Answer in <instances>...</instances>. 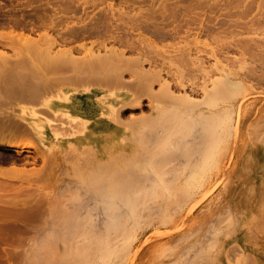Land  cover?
I'll list each match as a JSON object with an SVG mask.
<instances>
[{"label": "rangeland", "instance_id": "1", "mask_svg": "<svg viewBox=\"0 0 264 264\" xmlns=\"http://www.w3.org/2000/svg\"><path fill=\"white\" fill-rule=\"evenodd\" d=\"M125 1L20 0L21 4L19 0H0V16L7 22L0 25V32H10L6 40V47L2 48L0 46V49H5L12 61L13 59L15 61L19 56H25L24 58L26 59V54L29 53L27 52L28 50L25 49V40L22 39L26 36V38H29L28 40L34 39L33 41L36 40L37 42L41 40V43L45 42V39L46 41L51 39L54 42L53 50L55 53H58V51L62 49L63 51L68 49L67 52H70L69 55L79 59L78 61L81 63L82 59H85L83 56H86V54H84L86 48H90L92 43H94L93 46H95V49H98L101 53H104L105 49L111 47H115L119 50L125 49L127 50L125 56L128 55L131 59L140 56L139 58L136 57L138 61L144 57L143 54L145 53L147 57L142 59L143 65L141 64L142 60H140L141 62L139 61L141 66L149 70L151 69L153 73L158 70L157 73L164 75L166 80L170 83L174 94L177 96L187 94L188 99L189 97L191 98L189 101L202 100L204 98V92L200 84L205 81V77H207L210 72L209 75H214V77H219L221 75L219 70L214 67V62L219 58V60L221 59V64L228 63L231 65L230 75L232 78L236 79L241 77V79L232 86L230 94L226 95L223 100H220L221 103L224 104L223 107L235 109V115H238V117H244L247 110H253V113L249 115L250 117H247L245 123L242 122L240 124L242 125L241 128L240 126L237 128V125L236 129L231 131L229 137L221 139L218 143L220 149L229 146L231 150L233 170L227 184L216 188L210 187L204 189L200 191L196 199L188 201V199L185 200L186 197L184 196L185 193L183 188L176 191L172 189L168 191L164 183L159 181L156 193L153 194V196H145L143 200L145 204H142V202L140 203L139 206L142 209L138 220L136 222L134 220H129L126 229L114 232V236L110 237L113 239L112 243L118 248L123 244L124 240L128 238H125L128 236L126 233L130 235L131 231L128 242L129 246H127L128 252L123 255L120 254L119 258L116 255H112L110 263L264 264V52L260 53V51H264V0H177V2H175L176 0H168L171 1V5L167 0V3L165 0H163V2L162 0H145L146 3L144 0H129L133 5L128 2L125 4ZM152 1L155 3L157 2L155 6ZM17 3H19V5ZM163 3L164 5H162ZM165 3L170 6L177 3V6H174L175 8L172 7V12L170 6L166 5V7H170L169 9L164 8ZM58 4H60L59 8H57ZM135 5H137V7H134ZM157 5H161L159 8L160 11H162H158V15L160 13L163 14L164 11L167 14L169 11L170 14L173 13L172 15L169 14L171 18L168 17V14L165 17L172 21L174 15L176 21H174V19L170 22L171 24L167 23V21L170 20L166 18L167 21H165V17H163L165 13L163 16L162 14L159 15L161 17L158 16L162 20L156 17L157 14L155 15V12L157 9L159 10ZM233 6L235 7L233 8ZM140 7H143V10L141 9L143 12L140 10ZM152 7H156L155 10L153 9L155 12L150 10ZM148 8L150 9L146 10ZM163 9H167L168 11ZM118 10H122V13ZM177 10H179V13ZM228 10L230 11L229 13ZM235 10H241L242 13L240 14L237 12V14H235ZM128 11L131 13L136 12L135 14L132 13L136 18L139 13L140 17L138 18L140 19L141 16H145L144 18H146L144 11H149V14L152 12L151 14L154 15L150 16L148 14V16L157 18L155 20L158 21H154V18H151L150 21L153 19V22H155L159 28L161 26L158 25V23L163 25V23L166 22L164 24V28L165 26L166 28L156 29L155 27L157 26L154 24V27L153 23H151V28L147 25L139 27L140 29L138 28L136 30V26L132 27L130 26L131 23H128L129 19L127 18L131 15ZM224 11H227L225 12L226 14ZM232 11H234V14L230 16L229 14L233 13ZM119 12L120 14H118ZM175 12L179 15L174 14ZM116 14L119 15L120 18ZM254 15H259L260 17V19L259 17H257L258 19L256 18V22L254 21L256 17H254ZM9 16L12 17L9 18ZM20 16L22 19L21 21L19 19ZM121 16L125 20L121 19ZM134 16L131 15V19L137 20ZM211 16L213 17V22H209V20L212 19ZM15 17V20L18 22L14 21ZM110 17L113 18L111 19ZM116 17L118 19H116ZM196 18L200 20L203 18L201 20L202 22ZM250 18L253 20H250ZM10 19H13V21ZM230 19H234V24H236L235 27L233 21L231 22L233 25H230ZM126 20H128V22ZM159 20L163 22L161 23ZM248 20H250V22ZM94 21L98 24V21H100V26L94 24ZM236 21H248V23L244 22L242 24V22L238 23ZM259 22H262L260 23L261 26L259 25L256 30V26ZM178 23L181 24V27ZM252 23L257 25L252 26ZM16 24L19 25L17 26ZM85 24H87L88 27ZM107 24H111V28L107 26ZM83 25L87 27L86 30H84L86 27L84 29L82 28L84 27ZM114 25H117L115 27L118 28V30L113 27ZM174 25H177L175 27L178 32H176L177 35L175 34L176 30L173 28ZM178 25L179 28H177ZM195 25L198 27L197 29ZM220 25H223L225 29ZM237 25L238 27H236ZM245 25H247V28H245ZM213 26L214 29H212ZM218 26L219 28H217ZM251 26H255L254 29L251 28ZM104 27L108 30L110 29L109 31L107 30V32L110 34L109 38L111 39L107 38L108 34ZM103 28L105 29L104 31ZM119 28L126 30H120ZM169 28L171 29V34ZM233 28H237L239 31L235 33L236 30L234 31ZM153 29L156 31H153ZM167 29L169 30L168 34L167 31H164ZM231 29L233 30L231 31ZM93 30L96 34H94ZM112 30H117L115 34H119L118 36L121 37L126 36L127 38L130 34L128 39L130 38V41L138 42H134L135 45L141 43V46L139 45V49H135V51L132 49L134 52L130 50L129 47L123 45H121V47V43L116 41L114 37H110ZM84 31L87 32L85 33ZM126 31L129 34H125ZM73 32L77 33L79 36ZM120 32L123 33V36ZM179 32H181L180 34L182 35H180ZM232 32H234V34ZM97 33L98 36H96ZM105 33V38L107 40L101 41L104 39L102 37ZM101 34L103 36H100ZM135 34L136 36L138 35L137 38ZM212 34L215 36L216 40L222 36V38H220L221 43H219V41L218 43L217 41H215L216 43L212 41L215 39ZM218 34L220 36H218ZM131 35L134 36L133 39L135 40L131 39ZM211 36L213 38H211ZM113 38L117 43L112 41ZM123 38L126 39L125 37ZM259 38H262L261 41ZM222 39L228 41H225L229 46H227L228 51L225 44L222 43ZM108 40H111V42ZM255 40L258 41L255 42ZM231 41L233 43H231ZM246 42L247 45L245 44ZM253 42L254 44H252ZM258 42L263 44L260 46L262 48L258 46L254 47L259 45ZM100 43L102 44L100 45ZM146 43H149V48L159 45L158 47L161 48L160 54L156 51V48L149 50ZM242 44H244V46ZM179 45H181L180 47L182 49L186 48V50H182V54L187 52L185 56H190L189 59L193 57L198 60H192L195 63L197 62L196 65L201 64L202 60L206 58L204 60V63H206L204 67L209 73L206 70H204L203 73V70L199 71V67H196L195 63L191 60L188 61L187 57L185 58V56L181 55L183 57L182 59L177 56L181 54L179 53L181 51ZM183 45L187 47L184 48ZM216 45H218V47ZM144 46L147 48L143 49ZM162 47H165L164 51ZM140 48L141 51H138ZM196 48L197 51L195 50ZM216 48H219L220 51ZM166 49L173 50L172 52L174 53H172V58H174V54H176L178 51L177 49H179L175 57H179L180 59L174 58L173 63L169 62L172 59L167 60L166 57L171 55V52ZM190 49L193 53L191 51L189 53ZM198 49L202 51L198 52ZM211 49L216 50V57L211 55ZM147 51L155 53L152 54L150 52L148 56ZM221 51L222 54L218 55ZM229 51L230 53H228ZM245 51L248 52L246 53ZM166 53H168L167 56ZM151 54H155L156 56H152ZM158 54L160 55V62L162 61L161 65H159L160 62L158 63ZM162 54L166 56L165 59L168 62L166 63L165 61L166 64H164L167 66L163 65L164 57L162 56L161 59ZM197 55H199L200 58L202 56L205 57H202L203 59L199 61L200 58H196ZM230 55H232L231 58L233 59L230 58ZM233 56L238 57L236 58L238 61L234 59L235 57ZM23 57H21V59H23ZM222 57L224 59L227 57L228 59L224 60ZM29 58L27 57V59ZM31 58L33 62L38 63V61L35 60L36 58L34 59L33 56ZM149 58L150 60L156 58L157 62L155 60V63H158L159 66L156 65L153 60L151 61L152 63L148 61ZM230 59L232 61H230ZM222 60L225 62L223 63ZM169 63H171L170 66H168ZM252 68L255 69L252 70ZM26 69L25 71H27ZM201 69L203 68L201 67ZM30 70L32 71V69ZM27 72H29V70ZM44 72L45 74L43 75H75L77 69L69 64H60L55 59V65ZM124 73L127 79L129 75H131V71L129 72L128 70ZM177 75L179 78H177ZM183 77L185 78L183 81L185 84L180 85L178 79H182ZM161 85L162 83L159 80L155 81L153 90L158 91ZM6 91L5 88H0L1 94H4ZM150 98L148 94L143 95L140 104L136 106L132 105L134 107H131L130 104L124 108L120 116L122 123L120 121L121 125L119 124L118 130H109L110 133H107L108 130H106V133L102 134L101 138L98 139L84 140L80 136H73L68 130H64L66 134L52 135L46 140H42L34 133L15 138L17 141L26 142L28 144L24 148L10 147L9 141H0V167L14 166L24 171H21L22 173L15 171L11 175H6L7 177L4 175L0 176V264H44L45 261H48L50 264H94L97 261L98 256H93L92 259L85 262L79 255L74 253L76 247L82 241L90 239V242L93 241L92 243H95L96 241L91 239L97 238L96 240H98V234L102 235V233H105L106 235L109 226L108 223L112 215V211L110 212L109 208L107 209L109 203L102 197L103 194L101 195L91 186L92 174L94 173L95 176L106 173L111 174L113 171L115 172L118 170V168L124 171V169L126 170L130 167L136 174H145L149 172L150 178H148H152L155 181L156 173L152 168V165L156 164L155 151L164 147L166 148V145H169L171 141V138H167L155 142L154 132L142 131L140 128L133 125V122L128 123L130 119L131 121L133 120L132 117L136 119V117L138 118L142 115L150 116L153 114L154 108ZM241 101H245V105L241 107V112H239L238 105ZM34 104L35 102L31 100L16 99L11 102H2L0 107L7 108L10 113L15 115L20 112L21 106H32ZM195 133H193V135L195 134V136H197L201 134V130L197 131L196 128ZM193 135L188 137V142L190 141L192 145L197 139V137ZM174 143L176 144L177 140L175 141L174 139ZM195 145L194 148L197 146ZM84 146L87 148L84 149ZM189 146L186 142L171 151L173 155H181L182 153L184 154ZM148 149H151L153 152H148ZM190 149L191 148L186 152H191ZM165 150L166 149L157 151L159 157ZM173 163L174 162L164 167L170 170V176L181 169L184 162H180L181 164L179 161ZM98 165L104 167L103 173H101V171L98 172ZM145 179L147 180V178ZM171 193L176 194L172 195ZM234 194H236V197H233ZM2 208L5 209L6 212L5 210L1 212ZM194 209L195 211H193ZM119 210L125 212L127 207L122 206ZM165 213L172 214L174 219L166 220L167 222L164 220L166 223H161L163 221L162 216ZM50 235L53 237L52 239ZM101 235H99V237ZM105 235L103 234L104 242H110V238L107 237V235L108 241L105 240ZM47 237L53 240L52 245L50 244L51 246H47L46 244ZM100 239H102V237L99 238V240ZM99 240L97 242H99ZM102 242L101 240V244ZM112 243H110V245ZM99 244L100 243H98L97 246ZM97 250L98 249H95L94 253Z\"/></svg>", "mask_w": 264, "mask_h": 264}, {"label": "bare ground", "instance_id": "2", "mask_svg": "<svg viewBox=\"0 0 264 264\" xmlns=\"http://www.w3.org/2000/svg\"><path fill=\"white\" fill-rule=\"evenodd\" d=\"M146 1L144 0L145 3H146ZM167 1L165 0L166 3H167ZM19 2H20V0H19ZM126 2L130 3L131 1H129V0L125 1V4H126ZM140 2H142V1H140ZM152 2H154V1H152ZM162 2H163V0H162ZM168 2L171 5V1H168ZM175 2H177V0ZM149 3H150V1H149ZM156 3L154 2V6ZM166 3H165L164 8L169 9L171 7L170 10L172 9V7L177 6V3H175V5H172V6H170ZM1 4H3V3H1ZM17 4L19 5V3H17ZM130 4H132V3H130ZM59 5L60 4H58L57 8H59ZM162 5H164V3ZM166 5H168L170 7H166ZM232 5H235V4H232ZM160 6H158L157 8H159ZM235 6H237V5H235ZM235 6H233V8ZM242 6H243V4H242ZM131 7H133V6H131ZM134 7H137V5H135ZM143 7L142 8L140 7V10L141 9L143 10ZM156 7L155 8L152 7L151 9L148 8L146 10L150 9L151 11H153V9L155 10ZM226 7H227V5H226ZM178 8H179V5H178ZM131 9H133V8H131ZM134 9H136V8H134ZM140 10H139V12H140ZM163 10H167V9H163ZM179 10H177L178 13H179ZM241 10L240 11L235 10V14H237V12H239L241 14L243 11V10L242 11ZM118 11H120V10H118ZM124 11H125V9H124ZM124 11H123V14H124ZM158 11L162 12V11H160V8H159V10L158 9L156 10L157 13L155 11H153V12H155V15L157 14L156 17H158L159 15L162 14V13H160L158 15ZM171 11L173 12V9ZM120 12L118 14H120ZM126 12H127V10H126ZM128 12H129V14L134 16L132 14L134 12H132V13L130 11H128ZM144 12H145L146 18H144L145 16L144 17L141 16V19L138 18V17H140L139 13H138L139 15L137 14V18L134 16L135 19H137V20H134L132 18L135 21L136 25H135L134 21L131 19V17H130L131 15H129L128 18L126 17L127 19H129V22H128V20H126V21L129 24L131 23L130 26H132V27L136 26L135 27L136 30L139 27H144L147 25H149V27L151 28L150 24L153 23V26H154L155 22H153V19H152V21H150L151 18H154V17H150V16H152L154 14H151L152 12L149 14L148 13L149 11H147V12L144 11ZM225 12H227V11H224V13ZM229 12L230 11L228 10V13ZM232 12L233 13L229 14L230 16H231V14H234V11H232ZM164 13H165V11L163 12L162 16L164 15ZM148 14L150 16H148ZM167 14H168V17L171 18L169 16V14H170L169 11L167 12ZM167 14L165 13V15L163 17H165ZM172 14H170V15H172ZM174 14H176V12ZM197 14H199V13H197ZM113 15H115V14H113ZM176 15H179V14H176ZM117 16L120 18L119 15H117ZM198 16H200V15H198ZM198 16H197V18H198ZM255 16L256 15H254V17ZM11 17L9 16V18H11ZM123 17H125V16H123ZM123 17L121 19H124ZM159 17H161V16H159ZM257 17H259V15L254 18V21L258 19ZM166 18L167 17H165V21H167ZM169 18H167V19H169ZM241 18H243V17H241ZM8 19H6V20H8ZM15 19H16V17L14 18V21H17ZM19 19H20V21L22 20L21 16L19 17ZM116 19H118V18L116 17ZM155 19H157V18H154V21H158ZM159 19H161V18H159ZM172 19L173 20L175 19L174 15H173ZM222 19H224V18H222ZM251 19L252 18H250V20ZM259 19H260V17H259ZM114 20H115V18H114ZM169 20L170 21H167V23H170L173 21V20L171 21V19H169ZM197 20H200V19H197ZM201 20H200V22H202ZM204 20H205V18H204ZM212 20H213V17L211 20H209V22ZM228 20H229V18H228ZM250 20H248V21L250 22ZM11 21H13V19ZM95 21H97V20H95ZM163 21H164V19H163ZM174 21H176V19ZM232 21L234 24V19L231 20L229 23H231ZM248 21H244V22L248 23ZM254 21H252V22H254ZM258 21H260V20H258ZM4 22H6L5 19L0 16V25L4 24ZM98 22L100 24V21H98ZM122 22L126 23L125 21H122ZM159 22H161V21L159 20ZM207 22H208V20H207ZM222 22H223V20H222ZM224 22H225V20H224ZM236 22H238V21H236ZM241 22H242V24L244 23L243 21H241ZM241 22H238V23H241ZM14 23H12V24H14ZM93 23H92V26H93ZM132 23H133V25H132ZM165 23H163V25L158 23V25L161 26L160 28L156 24L155 25L157 27H155V26L154 27L156 29H165L166 28V26L164 28ZM215 23H217V22H215ZM229 23H228V25H229ZM254 23H252V26L257 25ZM260 23H262V22H259V24L256 26V30H257L258 26L260 25ZM94 24H98V23L95 22ZM129 24H127V25H129ZM178 24H180V23H178ZM193 24H194V22H193ZM195 24L197 25V23H195ZM221 24H224V23H221ZM233 24L231 23L230 25L232 26ZM20 25H22V24H20ZM85 25L87 26V24H85ZM110 25L107 24V26H110ZM205 25H206V21H205ZM235 25L236 24H234V27H235ZM247 25H245V28H247L246 27ZM86 26H84L82 28L84 29ZM89 26H91V25H89ZM115 26H117V25H114L113 27H115ZM168 26H169V24H168ZM176 26L174 25V27H173L174 30H176L175 34L177 32V29L175 28ZM189 26H191V25H189ZM197 26H199V25H197ZM197 26H196V29L198 28ZM220 26H223V25H220ZM252 26H251V28L254 29L255 26L254 27H252ZM87 27L84 30H86ZM180 27H181V24H180ZM236 27H238V25ZM241 27H243V26H241ZM104 28H106V27H104ZM104 28H103V31L105 30ZM110 28H111V26H110ZM121 28H119V29L124 30ZM127 28L129 29L128 26H127ZM177 28H179V25ZM217 28H219V26ZM222 28H224V26ZM115 29L118 30V28H116V27H115ZM189 29H191V28H189ZM206 29H207V27H206ZM212 29H214V26ZM233 29H231V31ZM99 30H101V29H99ZM107 30L108 29L106 28V32H107ZM117 30H115V31H117ZM115 31L112 30L110 37H114L116 39V41L121 43L120 46L123 45L125 47H129L130 50L134 49V51H135V49H139V45L141 43H139V45H135L134 42L135 43H138V42L130 41L129 40L130 38L128 39V37L130 35L127 32L128 30L125 33V34H127V33L129 34L127 36V38H126V36H123L122 32H120V33H122V36L125 37L126 39H124L121 36H118L119 34L116 35ZM131 31H133V30H131ZM149 31H152V30H149ZM153 31H156V30L153 29ZM164 31L165 32L167 31V34L169 33L168 29L164 30ZM203 31H204V29H203ZM223 31H225V30H223ZM234 31L236 33L239 30H237V28H236V29H234ZM77 33H74V34H77ZM180 33L181 32H179V34ZM232 33L234 34V32H232ZM9 34H10V32H5V31L0 32V46L2 48L6 47L5 46L6 42H7L6 40H7V37L9 36ZM88 34H89V32H88ZM94 34H96L95 31H94ZM107 34H108V32H107ZM133 34H134V32H133ZM170 34H171V29H170ZM109 35L110 34H108L107 38H109ZM180 35H182V34H180ZM201 35H202V33H201ZM77 36H79V35L77 34ZM96 36H98V33ZM100 36H103V35L101 34ZM135 36H136V34H135ZM137 36H136V38H137ZM218 36H220V35L218 34ZM105 37H106V33L102 37L104 39L101 41H106L107 39ZM213 37L215 38L214 35H213ZM213 37L211 36V38H213ZM114 38L112 41L115 42ZM133 38H134V36L131 37V39H133ZM165 38H166V36H165ZM220 38H222V36ZM220 38L218 40H216V38H215L212 41H214V42L217 41V43L219 41V43H221ZM234 38H236V37H234ZM22 39L25 40L24 41L25 42V49L28 50L27 52L30 55H32L34 59L36 58L35 60L38 61V63L33 62L32 58H31L32 56H30L29 54H26L27 55L26 59L24 58L25 56L24 57L21 56V57H23V59H21V57L19 56V57H17V59H19V60L16 59L14 61V59H13V61H12L10 59L11 57L7 54V51L5 49H0V88L1 89L5 88L7 90L4 94L0 93V104L2 102H5V101L11 102V101L16 100V99L31 100V101H34L35 104L32 106H28V105L21 106L20 112L15 114V115L10 113V111L7 108H1L0 107V139H1L0 141H2V140L9 141L10 147L24 148L28 144L26 142L17 141V140H15V138L22 136V135H25V134H29V133L33 134L34 133L37 136H39L42 140H46L52 135H59V134L65 133L64 130H68L69 133H71L73 136H76V137L80 136L84 140L85 139H91V140L98 139V138H101L102 134L106 133V130H108L107 133H110L109 130L117 131L119 128L118 126L120 124V121L122 120V119L120 120V116H121V113L124 110V108H126L130 104H131V107H134V106L140 104L142 96L146 95V94H148V96L151 97L150 101H151L153 108H154L153 114L150 116H146V115L143 116L142 115L138 118L136 117V119L134 117H132L133 120L131 121V119H130V122H128V121L127 122L128 123L133 122L132 124L137 126L138 128H140L142 131L154 132L155 133V140H154L155 142H159L161 140L171 138V141H170L169 145H166V148L164 147L162 149H157L155 151L156 164L152 165L153 171L156 173L155 181L152 178L149 179L150 178L149 172L145 173V174H136L130 167H128L126 170L124 169V171H121L118 168V170H116L115 172L113 171V173H111V174L106 173V174L97 175V176H95L94 173L92 174L91 186L93 188H95L101 195L102 194L106 195V196L102 195V197L107 201V203H109V205H107V209L109 208L110 212L112 211L111 212L112 213L111 219L108 223L109 226H108L107 231H106L107 237L110 238V237L114 236L113 235L114 232L126 229L127 228L126 225H128L129 220H134L135 222L138 220L139 216L141 215V209H142L139 206L140 203L142 202V204H145V202L143 201L145 199V196H153V194L156 193L157 185L159 184V181H162L164 183V186L166 187V190L168 189V191L170 189L176 191L178 189L180 190V188H183L184 189L183 191L185 193L184 196L186 197L185 200L188 199V201L189 200L193 201L194 199H196L198 197V195L200 194V191H203L204 189H207L210 187L216 188L218 186H222V185L224 186L227 184V181L231 178L232 170H233L232 169L231 150H230L229 146L228 147L226 146V147L220 149L218 147V143L221 141V139L229 137L231 131L233 129H236L237 125H238L237 128H239V126L241 128L242 125H240V124L242 122L245 123L247 121L246 120L247 117L253 113V110H247V112H245L244 117H238V115H235V109L223 107L224 104H222L220 101V100H223L226 95L230 94V91H232V89H231L232 86L239 79H241V77L236 78V79L232 78V76L230 75L231 74V68H230L231 65L230 64H228V63L221 64V62H220L221 59L219 60V58H217L216 61L214 62V67H215V69L219 70V73L221 75L219 77H214V75H209L211 72L209 73L208 70H206V68L204 67V65L206 64V63H204V60L206 58L205 59H203V58L205 56H202L203 58L202 57L200 58L199 55H197L196 58L199 57L200 58L199 61H201L202 59L203 60H202L201 64L196 65L197 62L195 63L194 61H192L195 58L192 57L189 59L190 56L189 57L185 56V54L187 52H185L184 54L181 53L182 50H186L185 47H187V46L183 45L185 49H182L180 47L181 45H179V47L181 48V51L179 52V49H177L178 50L177 52H179L181 54L177 55V52H176V54H174V58H177V57H175L176 55L182 59H183L182 56H185V58L187 57L188 61L191 60L192 62L195 63L196 67L197 66L199 67V69L197 68L199 71L203 70L202 71V73H203L204 70H206L209 73L208 76L205 77V81L200 84L202 86L201 88L204 92V98L202 100L189 101V99H191V98L189 97V99H188L187 94L183 95V96L175 95L170 83L166 80L164 75H160L159 73H157L158 70L154 71V73H153V72H151V69L149 70V69H146L145 67L141 66V64L143 65L142 59L144 57H147L145 53H144L145 55L143 54L144 57L140 59V60H142V63L140 64L139 63L140 60L138 61V59H137L140 56L139 57L136 56L137 58L134 57L136 59H134V58L131 59V57L129 58V56L127 54H126L127 56H125V53L127 51L125 49L119 50L115 47H111L109 49H105V52L103 51L104 53H101V51H98V49H95V46H93L94 43H92L91 47L86 48L85 53L83 52L84 54H86V56L85 55L83 56V58L85 57V59H82V63H81L78 61L79 59L75 58L72 55H69L70 52L69 53L67 52L68 49L64 50V51L62 49L61 51H58V53H55V51L53 50L54 42L51 39H49L48 41H46V39H45V42H42V43L40 42L41 40L39 42H37L36 40L33 41L34 39L28 40L29 38H26V36L23 37ZM109 39H111V38H109ZM261 39L262 38H259L260 41H261ZM133 40H135V39H133ZM42 41H43V39H42ZM108 41L111 42V40H108ZM221 41L223 44H225L226 47L228 46L226 43L228 41H226L225 39H222ZM257 41L255 40V42H257ZM236 42H237V40H236ZM115 43H117V42H115ZM231 43H233V42L231 41ZM249 43H251V42H249ZM258 43H259V45H256L254 47H257V46L260 47L264 44L263 41H262L263 44L260 42H258ZM101 44L102 43H100V45ZM148 44H147V46H148ZM245 44L247 45V42ZM252 44H254V42ZM143 45H142V47H143ZM239 45H240V42H239ZM242 45L244 46V44H242ZM246 45H245V47H246ZM145 46L143 49L147 48ZM158 46H156V47L150 46L151 48H149V46H148V48H149V50H151L152 48H156V51L160 54L161 48ZM216 46L218 47V45H216ZM131 47H134V48H131ZM228 47H227V51H228ZM164 48L162 47L163 51L165 50ZM213 48H215V47H213ZM219 48H216V49H219ZM260 48H262V47H260ZM220 49H219V51H220ZM71 50H72V48H71ZM166 50L167 51L169 50L171 52V55H169L171 57L167 56V54L169 52L166 53L167 57L165 55L163 56V54H162L161 59H162V56L164 57L163 58L164 59L163 65H165L168 62V61H166L165 57L167 58V60L172 59L169 62L173 63V60H174V58H172V55H173L172 53H174V52H172L173 50L172 49L171 50L166 49ZM174 50H175V48H174ZM195 50L197 51V48ZM211 50H212V52H211ZM211 50H210V52L212 53L211 55H214L216 57L217 56L216 50L215 49H211ZM223 50H225V49H223ZM138 51H141V48ZM148 51H147V54L150 52L152 53V51H155V50H152L150 52H148ZM190 51H191V49L189 50V53H190ZM199 51H202V50L198 49V52ZM230 51L228 53H230ZM248 51H249V49H248ZM155 52H153V53H155ZM251 52H252V49H251ZM255 52H256V50H255ZM261 52H264V51H260V53ZM141 53H143V52H141ZM205 53H207V52H205ZM159 54L157 56L159 58L158 63L160 62V55ZM219 54H222V51L220 53H218V55ZM223 54H226V53H223ZM202 55H204V54H202ZM148 56H149V54H148ZM152 56H156V55L154 54ZM231 56L232 55H230V58H231ZM27 57L28 58L30 57V58L27 59ZM179 57L177 59H180ZM223 57H225V56H223ZM233 57H235V56H233ZM244 57H246V56H244ZM236 58H238V57H235L234 59H236ZM241 58H242V56H241ZM55 59L60 64H69L71 66H74L77 69V73L75 75H55V76L54 75H43V74H45L44 71H47L48 69L51 68V66L55 65ZM145 59H147V58H145ZM226 59H228V58L226 57ZM226 59H224V60H226ZM231 59H233V58H231ZM231 59H230V61H232ZM152 60L154 61V63H155V60L157 62L156 58L155 59L153 58L151 60H150V58L148 59V61H150V62ZM240 60H242V59H240ZM144 61H146V60H144ZM165 61H166V63H165ZM195 61H198V60L195 59ZM222 62L224 63L225 61L222 60ZM158 63L157 64L155 63V64L158 65ZM161 63H162V61L160 62L159 65H161ZM233 63H234V61H233ZM170 64L171 63H169L168 66H170ZM236 65H237V62H236ZM165 66H167V65H165ZM210 66H211V64H210ZM210 66H209V68H210ZM201 67L203 69H201ZM207 67H208V65H207ZM232 67H233V65H232ZM160 68H161V66H160ZM235 68H236V66H235ZM25 69L27 71L29 70V72L25 71ZM30 69H32V71ZM254 69L252 68V70H254ZM126 70H128L129 72L131 71V73H130L131 75H129L128 79L124 73ZM251 72H253V71H251ZM219 73H217V74H219ZM132 74H134V75H132ZM250 75H252V74H250ZM175 76H174V78H175ZM177 78H179L178 75H177ZM158 80L162 83V85L160 86L161 88L158 91H155V90H153L154 89V82L158 81ZM178 80H179L178 83L180 85L185 84V82H183L185 80L184 77L182 79H178ZM222 102H224V101H222ZM132 105H134V106H132ZM243 105H245V101H241L239 103V105H238L239 112H241V107ZM46 112H47V114H46ZM121 123H122V121H121ZM196 128H197V131L201 130V134L197 133V134H199L197 136H195ZM193 133H195V134L193 135ZM191 135L197 137L196 141L199 138V140L197 141L198 144L196 143V141L193 142V145H192V143H190V141L188 142V137ZM65 136H67V135H65ZM69 136H71V135H69ZM174 139H175V141L177 140L176 144L174 143ZM186 139H187V141H186ZM186 142H187L188 146L191 145V146H189V148H191L190 149L191 152H186V151H189V148H188L187 150H185L184 154L182 153L181 155H173V152L171 150L175 149L176 147H178L181 144H185ZM195 143L197 146L195 145ZM194 145L196 146L195 148H194ZM192 147H193V149H192ZM86 148L84 146V149H86ZM164 149H166V150L163 151L159 157V155L157 154V151L164 150ZM147 151L150 153L153 152L151 149H148ZM182 160L184 163L182 162ZM177 161H179V163L180 162L183 163V166L181 169L177 170V172H175L173 174L171 173L172 175L170 176V170H168L164 167H167L168 164H172V162L175 163ZM98 168H99L98 172L99 171H101V173L104 172L103 166L98 165ZM22 170L23 169H21V168L18 169L14 166H9V167H4V168L2 167V168H0V176L4 175L5 177H7L8 174L11 175L15 171L21 172ZM22 172H24V171H22ZM93 172H97V171H93ZM141 176L147 178V180L145 178H142ZM148 181H149V183H148ZM220 188H222V187H220ZM185 190H186V192H185ZM175 194L176 193H174L172 195H175ZM233 197H236V194H234ZM122 206L127 207V210L125 212H121L119 210ZM199 206H200V204H199ZM4 210L5 209L2 208L1 212ZM193 211H195V209ZM5 212H6V210H5ZM172 218H173L172 214H166L165 213L162 216L163 221L161 223H164L166 220H170ZM103 234L105 235V233H102V235L101 234L97 235L98 240H99V238L102 237V239H100L99 242H97L98 240H96L97 239L96 237H95L96 239H91V240L96 241L95 243H92L93 241L90 242V239L82 241L76 247V251H74V253L76 255H79L81 257V259L85 262L89 259H92L93 256H98L97 261L94 264H109L112 255H116L119 258L120 254L123 255L124 253L126 254L128 252L127 246H129L128 242H129V238L131 236V231H130V235L126 233V235H128V236H126L125 238H127V237L128 238L125 239L123 244L120 245V247H118V248L116 247V245H114L112 243V241H113L112 238H110V242H108L109 244L105 243L103 240ZM99 235H101V236L99 237ZM106 235H105V240L108 241V238L106 237ZM50 237H51V235H50ZM50 237H47V239H46L47 246H49L50 244L52 245L53 240H51V239L53 237H51V239H49ZM101 240L104 243L102 242V244H101ZM98 243H100V244L97 246ZM110 243H112V244L110 245ZM49 248H51V247H49ZM95 249H98V250L94 253ZM122 255H121V257H122ZM61 263H62V261H61ZM44 264H50V263L48 261H45Z\"/></svg>", "mask_w": 264, "mask_h": 264}, {"label": "crops", "instance_id": "3", "mask_svg": "<svg viewBox=\"0 0 264 264\" xmlns=\"http://www.w3.org/2000/svg\"><path fill=\"white\" fill-rule=\"evenodd\" d=\"M0 168H2V167H0ZM4 168V167H3Z\"/></svg>", "mask_w": 264, "mask_h": 264}]
</instances>
